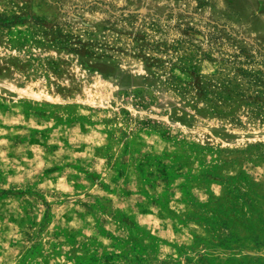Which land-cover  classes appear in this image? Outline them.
<instances>
[{"label": "rangeland", "instance_id": "obj_1", "mask_svg": "<svg viewBox=\"0 0 264 264\" xmlns=\"http://www.w3.org/2000/svg\"><path fill=\"white\" fill-rule=\"evenodd\" d=\"M0 13L20 21L0 30V264H264V113L219 90L224 61H193L208 96L168 78L192 50H245L264 73V0H0ZM49 23L90 52L52 45ZM142 34L178 48L162 69Z\"/></svg>", "mask_w": 264, "mask_h": 264}, {"label": "trees", "instance_id": "obj_2", "mask_svg": "<svg viewBox=\"0 0 264 264\" xmlns=\"http://www.w3.org/2000/svg\"><path fill=\"white\" fill-rule=\"evenodd\" d=\"M15 18V17H14ZM44 21V20H41ZM20 21H9V17L5 13H0V30H10L14 25L19 24ZM43 35L46 36L48 41L52 45H59L66 48H69L71 51H80L84 50V52L89 51V44H84L81 41V38L78 36H72V34L66 32L62 27L57 24H46L44 26V30L42 32ZM135 40L141 42V45L137 47V50L144 54L146 51L153 53L150 59L152 63H150L151 67L156 69H162L164 60L161 59L160 55H168L169 52L176 51L178 48L174 45H160L158 42H149L146 38V35L136 36ZM192 54L183 55L178 59L179 63L172 64L170 68V72L168 73L169 81L176 87L177 89H181L185 92H194L196 95L208 96L210 95V91L204 87L201 83V79H205L200 70H198L197 66L193 65V61L196 58L200 57L199 61L209 64H219L221 62H225L232 71L233 75L228 77L227 80H222L220 82L222 85V89H219L222 93L228 94L231 92V86L234 84V93L242 96L251 102L259 111L264 113V73L260 70L250 69L256 62L254 56L249 55L245 50H240L239 55H234V59L232 62L225 60L217 61L213 59L210 55L201 54L197 55V51L192 50ZM168 57V56H167ZM183 61L185 63H183ZM176 70L178 74H174L173 71ZM214 74H220L213 70ZM206 83L210 84L211 80H204ZM242 87H246L247 90L250 91L249 95H244L242 93Z\"/></svg>", "mask_w": 264, "mask_h": 264}]
</instances>
